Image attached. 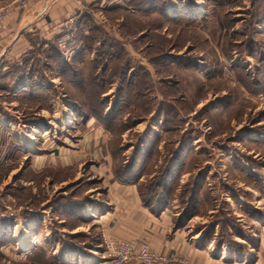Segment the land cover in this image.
<instances>
[{"label": "rangeland", "instance_id": "rangeland-1", "mask_svg": "<svg viewBox=\"0 0 264 264\" xmlns=\"http://www.w3.org/2000/svg\"><path fill=\"white\" fill-rule=\"evenodd\" d=\"M11 1L0 0V10ZM130 1L117 0L116 3L121 7L114 11L98 9V5L94 8L90 20L105 31L93 29L91 33L89 25H86L84 30L64 32L62 35L68 34L72 41L77 42L70 47L68 43H59L56 37L38 41L40 43L33 47L31 53L20 61L7 62L4 68L14 71L16 65L25 67L24 70L31 75L32 87L23 89L8 79L9 90L0 89V264H65V258L72 252H69L68 243L85 244L89 242L88 237L100 240L99 246L103 249L99 255L102 258L100 261L107 259L101 236L105 228L100 223L91 224L86 217L81 219L79 215L83 214L85 208L88 211L94 208L96 204L91 200L97 193L102 195L95 188L99 187V171L104 168V163L109 164V159H99V154L94 155V152L83 154L82 157L75 153L74 162L64 168L50 166L37 170L45 164V160L39 159L37 155L43 154L45 159L52 152L59 155L61 152L72 153L75 149L78 151L82 142L80 139L83 135L88 136L86 132L91 135L95 132L100 138L108 136L106 145L102 146L104 152L108 153L107 157L112 158L113 136L100 125L96 129L93 119L88 122L89 127H84L80 120L83 112L81 110L80 113L78 104L73 100L75 98L81 103L83 97L75 90L73 81L71 84L67 78V75H73V72L69 73L72 68L68 64L72 66V62H78L76 67L82 69L76 72H84L77 73L82 76L76 83L95 90L96 86L85 81L84 75L89 73L91 63L99 54L96 51L100 49L105 50L99 51L97 59L106 61V64L119 56L124 58L115 75H130L126 65L131 63L140 65L137 66V75H150L154 81L147 94L149 111L142 116V123L124 129L120 134L122 152L128 142L140 143L138 140H142V136L147 140L151 137L148 144L156 141L155 145L162 152L172 151L182 142L180 160L184 164L180 171L174 173L170 182L172 191H169L172 202L177 206L176 210L183 214L181 201L188 200L194 186L195 200L200 199L201 202L189 218H194L193 228L200 229L201 235L211 234L209 227L204 226L212 220H221L220 225L214 227L215 232L227 226L232 234L235 223H239L245 232L250 233L239 221L243 217L237 198L245 203L252 201L253 193L245 190V185L261 189L264 183V143L257 144V140L264 142V75L260 77L262 82L259 86L249 84L248 79H258L256 71L259 64L251 54L254 48L243 55L237 48L227 49V55L231 56L227 58L221 46L229 40L231 32L242 30L244 21L239 19L246 20L251 7L264 8V0L255 3L253 0H180L183 2L180 7L184 18L181 22H173L172 16L176 10L166 4L165 12L171 15L170 19L168 17L165 20L166 23L156 10L143 14ZM134 4L140 8L142 0ZM222 8L233 20V28L227 29L224 23L218 28L213 14L208 15L206 21L186 23L187 16H204L211 9ZM261 21L257 24L255 37L264 42V19ZM206 23H214V26ZM215 28H218L217 31L212 32ZM89 35L95 37L94 43L88 42L94 46L85 49L84 40ZM101 42L109 46L100 47ZM252 45L256 47L254 43ZM37 51L39 54L34 56ZM170 55L192 56L195 59L190 65L184 66L170 59ZM214 56L219 58L224 68L220 65L210 75L209 70L202 68ZM194 64H197V68L191 70L189 66ZM123 66L125 73L121 72ZM233 66L241 70L234 71ZM97 77L101 83L100 76ZM244 79L246 85H243ZM161 80L163 83H160ZM117 85V82L109 85L101 99L105 96L110 98ZM163 100L171 111L158 113L157 107ZM109 101L106 100V107L109 104L111 106ZM223 102H227V107L221 105ZM174 110L177 111L175 123H172L175 127L165 129L163 121L173 115L170 112L174 113ZM228 112H231L230 116ZM111 114L113 112L109 108L105 117ZM127 114V111H123L122 121ZM165 114L167 116L164 117ZM255 127L257 130L253 131ZM138 129L140 134L136 133ZM222 140L226 144L216 143ZM150 170L151 167L147 172ZM92 189L95 190L92 192ZM154 193L147 192L146 195L156 198L162 197L164 192ZM82 201L87 207H81ZM57 206H63L61 209L65 208L68 214L58 213ZM63 218L66 219L61 224ZM73 229L77 230L71 232ZM68 234L74 236L69 238ZM58 247L64 248L59 252L56 249ZM219 248H224L229 254L225 245L215 247L216 250Z\"/></svg>", "mask_w": 264, "mask_h": 264}, {"label": "crops", "instance_id": "crops-1", "mask_svg": "<svg viewBox=\"0 0 264 264\" xmlns=\"http://www.w3.org/2000/svg\"><path fill=\"white\" fill-rule=\"evenodd\" d=\"M26 1V7L23 10L11 12L0 25V65L3 66V69L7 67V62L20 61L34 46L40 43L38 41H48L56 37L59 43L61 41L63 44L68 43L71 36L62 35L65 32L63 30L65 22L72 17L76 20L73 26L74 30L77 31L79 27L84 30L83 27L87 24L86 19H82V17L86 5L95 0ZM116 1L99 0L98 9L117 10L121 5ZM113 94L110 98H106L104 95V98L107 101L111 100L109 102L112 103ZM109 108H111L110 104L106 107L104 115ZM136 131L139 133V129ZM101 132L106 134L104 131ZM88 133L86 132L87 137L83 135V140L80 139L82 142L77 148L78 151L75 149L72 153L61 152L59 155L52 152L45 159L43 154L37 155L40 157L39 159L45 160V164H42L37 169L38 171L50 166L64 168L74 162L75 153L82 157L83 154L89 155L94 152V155L99 154V159L100 157L109 159V164L104 163V168L101 172L99 171V187H96V190H91L92 192L94 190L101 192L102 195H97L99 194L97 193L91 200L96 204L94 208H91L90 211L86 208L83 210V215L88 222L91 224L100 223L105 228V232L114 237L136 240L137 243L145 244L150 249L184 258L187 260V264H264V183L261 185V189L245 185V190L253 193L252 201L249 200L248 203H245L237 198L241 209L240 215L243 217L239 221L250 231V233L245 232L246 236L237 237V240L245 243L248 251L242 257L235 258V254L229 257L230 254H227L224 248L216 250L212 240L207 243L201 240V230L193 228L194 218H183L181 211L176 210L177 206L172 200L165 202L159 197L152 201L143 199L135 180L122 182L114 178L113 160L107 157L108 153L104 152L102 146L106 145L108 136L100 138L95 135V132L93 135ZM141 138L142 140L139 139L140 143L138 144L128 142L125 145V151L122 152L124 167L133 168L138 159L143 156V150L151 137H147L148 140L143 139V136ZM179 159L182 157L180 156ZM143 179V175H140L138 180ZM64 220V218L61 219V224L65 222ZM76 230L73 229L71 232ZM45 238L48 239V237ZM88 239L89 242L92 241V244H80L83 247L82 250H72L71 254L65 258V264L72 262L75 264H109L108 260L100 261L102 258L99 255L103 252L99 246L100 240L94 237H88ZM59 248L61 247L56 249L60 252L64 247Z\"/></svg>", "mask_w": 264, "mask_h": 264}, {"label": "trees", "instance_id": "trees-1", "mask_svg": "<svg viewBox=\"0 0 264 264\" xmlns=\"http://www.w3.org/2000/svg\"><path fill=\"white\" fill-rule=\"evenodd\" d=\"M98 1L99 0H95V1L87 3V5H86L87 7H86L84 14H83V17H82V19L83 18L86 19V24L89 25L88 29L90 32L93 29H94V31H105L103 29V27L101 28L98 24H92V20H90V19H92L94 8L97 7V5H98ZM135 1H137V0H131L130 2L133 5V7H136L138 10L141 11V13L149 14L152 9H153L152 11L156 10L157 14L163 18L165 23H166L165 20H167L168 17H169V19L171 17V15H169L167 12H165L166 4H169L174 10H176V12H174V15L172 16L173 22H176V21L181 22L182 19L184 18V15H185L183 13L181 7H180V6H182V3H183L180 0H170L171 3L169 2V0H142V5L140 8L134 4ZM255 1H257V0H253L254 3H255ZM208 2H210V0H208ZM223 2H224V0H223ZM254 3H253V5H254ZM154 7H156V8H154ZM210 11H211L210 13L206 12V14L204 16H199V15H197V17L187 16V20H186L187 22L186 23H197L199 21H206L207 16L210 14H213L216 16V23L215 24L218 25V28L221 27V24H223V23L226 25L227 29H230L233 26V20L228 17V14H225V8L218 9V10L211 9ZM262 19H264V8L258 9L257 7L256 8L251 7L248 10V16H247L246 20L244 21V26H242V30L239 32L238 31L231 32L232 34H230V36H228L229 40H227V41L223 40L224 42L222 43V46H221L224 49L223 55L227 58L231 57V56L227 55V52H228L227 49L237 48V51H239V53L241 55H243L245 52H248V50L251 51L254 48L253 52L251 54L257 60V62L259 64L258 69L256 71V75H258V79L257 80L248 79L250 81V83L247 81L249 84H252L253 87H257L261 84L262 78H260V77H261V75H264V53L262 52V50H264V42L261 39H256V37H255L256 33H257V24L261 23ZM89 21H91V23ZM207 25H209V24H207ZM209 26H211V27L214 26V23L210 24ZM78 29L83 30L81 27H79ZM78 29H77V31H78ZM217 29L216 28L213 29L212 32L217 31ZM226 32L227 31L224 32L225 38L227 37L225 34ZM90 36L91 35H89V37L85 38L86 40H84L85 45H86L85 49H91L94 46L93 38H95V37L94 36L90 37ZM89 38H90V40L88 41ZM71 41H72V39L68 42V46H70V45L73 46L72 45L73 43H77L76 41H72V42ZM88 42H93V43L89 44ZM252 43H254V45H256V47H253ZM52 44L54 46H57L55 41H52ZM220 44L221 43H218V45H220ZM99 46L104 48V47H107L109 45L106 44L105 42H101V43H99ZM97 48L100 49L99 47H97ZM31 50L27 54L31 53ZM38 50L41 51L40 49H38ZM104 50L105 49H100V50L96 51V54L97 53L100 54V52H102ZM38 54H39L38 51L34 52V56H36ZM99 54L96 55L93 62L91 63L90 71H88L89 73L87 75H84L85 81H90L93 86H96L95 90H92L89 88H83L81 83L80 84L76 83L82 76V75H78V74L84 72V71L76 72L77 70L80 71V69H82V68L78 69V67H76L75 64L78 65V62H75V63L72 62V64H73L72 66L70 64H68V66L72 68V69H69V73L73 72V75H67V78L69 79L70 83H71V81H73V84L75 85L74 86L75 90L80 92L81 97H83V100L81 101V103H78V100L72 97L74 102L76 104H78V108H80V113H81V110L83 112V114H80L82 117V119H80V120H81L82 124L84 125V127L87 128V127H89L88 122L91 119H93L94 120L93 124L95 122L94 126L96 125V127H97L98 125H100L101 127H104L113 136V138H114L113 139V141H114L113 142V149H112V151H110V155H111L112 160H113L112 172H113L114 178H116L117 180L122 181V182H131L132 180H135L134 182H136L138 184L139 192L141 193L143 199H146V200L150 199L152 201L153 199H155L153 197L147 196L146 195L147 192L153 191V192H155L154 195L155 194H161L162 192H164L163 196L159 197V199L162 198L165 200V202H167V200H171L169 191H172V186H171L170 182L173 178V175L176 171H180V169L183 167V164H184V162H182V161L180 162V159H179V157L182 153V151H181L182 142H180L178 147H175L172 151L167 150V151H163V152L160 151L159 147H157L155 145L156 141L152 142V143L150 142L148 145L145 146V148L143 150V156H141L138 159L136 165L133 168H126L123 166V164H122L123 163V157H122V151L123 150L119 146L121 132L124 129H128L129 127H133L134 125H136L138 122H140L142 120V118H143L142 116L146 115V113H148L149 106H150V104H149L150 100H149L147 94L151 90L150 86L154 83V81H153V79H151L150 75H137V66H140V65L134 66V65H130L131 63L126 65V67L128 68V69H126L127 73L129 72L130 75H115L119 72V67L121 66V64H120L121 59H124V58L122 56L121 57L119 56V58L117 57V59L111 60L110 64H106L107 63L106 61H101L100 58L97 59ZM46 55H47V53H46ZM209 56H211V55H209ZM170 59H172L175 62L178 61L180 64H182L184 66H188L191 64V61H193L195 59V57H192V56L191 57H186V56L181 57L180 55L179 56L170 55ZM115 60H117V61H115ZM73 61H75V60L73 59ZM26 63H28V62H26ZM220 65H221V67L224 68V66L220 63L219 58L217 56L216 57L214 56V58L212 60H209L206 62V65L203 66L202 70H204V69L209 70L208 72H210L209 74L211 75L212 73H214V69L216 70V68L218 66H219L218 68H220ZM196 66H197V64H194L193 66H189V67H191L190 69L192 70L193 68H197ZM16 67H17V69L12 71V69H10V68H9L10 70L9 69H3V66L0 65V89L1 90H4V91L9 90V85H7L8 79L13 80L14 84H16V85L19 84L23 89L24 88H30L31 89V87H32V85L30 84V82H31L30 76L31 75H29V73L25 71L26 69L24 70L25 67L24 68L20 67V65H16ZM122 68H123V70L121 72L125 73V66H123ZM233 69H234V71H240L241 70V68L237 67V66H233ZM216 72H218V74H219V72L221 73V71H216ZM11 74H13V75H11ZM97 75L100 76V79L102 80L101 83L97 81L99 78V77H97ZM246 75L248 76V74H246ZM120 81H122V83H119ZM162 81L163 80H161L160 83H163ZM116 82L118 85H117V87L114 91V94L112 96V103H111V111L113 112V114H111L110 117H105L104 113H105V109H106V103H107L106 98L107 97L102 100L101 96L105 92H107L109 85H114V84H116ZM243 85H246V80H245V83H243ZM177 90L179 91L180 89H177ZM221 105L227 107V102H223ZM166 106L167 105H166L164 100L160 101L159 105L157 107V112L162 113L164 111H171ZM123 111H125V112L127 111V113H128L125 120L123 119L124 121L121 120V115H122ZM175 112H177V111L174 110V113L170 112L173 115H170L169 117H166L164 119L163 126L165 129L168 128V130H170L172 127H175L172 124V123H175L174 117H177ZM231 112H228V116H230ZM84 113H86V114H84ZM131 114H133V115H131ZM165 116H167V115L165 114L164 117ZM77 121L79 122V119H77ZM96 122H97V124H96ZM180 126L181 125H179L178 127H180ZM227 127H228V124H227ZM256 130L257 129L255 127L253 129V131H256ZM256 133H258V132H256ZM184 136H185V134H184ZM226 142H227V140H226ZM216 143L226 144L225 140L216 141ZM259 143L261 145H263L262 143H264V142L257 140L258 145H259ZM154 157H157V159L154 160ZM159 157H160V159H158ZM152 162H154V163L151 165ZM150 167H151L150 172H147ZM140 175H143V178H144L141 181L138 180ZM147 176H149V177H147ZM254 178H255V175H254L253 179ZM193 183H195L196 185L198 184L197 181H194ZM255 187H257V186H255ZM260 188H261V186H260ZM190 192H191V194L188 195V200L186 202L181 201V204H180L184 208L182 216L187 215V216H185L186 218H189V217L194 215V213H193V211L195 212L194 209L196 208L198 203L201 202L200 199L195 200L194 194L196 191L194 190V186H193L192 191H190ZM159 201L162 202V200H159ZM80 205L83 208L85 205V201H82ZM61 208L58 207V209H57L58 213L59 212L65 213V208H63V209H61ZM212 209H214V208H212ZM65 214H68V213H65ZM79 216H80L79 218H81V219H83V217H84L83 214H80ZM212 217H215V215H212ZM216 220H217V218H216ZM220 221L221 220H219V221H213L212 220L207 225H205L204 228H206L208 226L209 227L208 230L211 234L209 233L210 235H208V236L201 235V240H203L205 243L212 240L214 247H220L221 244L225 245L228 248V252L230 254L229 257L234 256L233 254H235V258L242 257V255L248 251V248L246 247L245 243H243L240 240H237V237L246 236L245 230L240 226L239 223L237 225L235 223V226H236L234 228L235 231L232 234L230 232V229H228L227 226L224 229H221V230L219 229L220 230V232L218 231L219 233L215 232L214 227L219 226L220 225L219 223H221ZM71 236H74V235L68 234L69 238ZM86 244H92V241L88 242ZM68 248L72 251V250H82L83 247H81L80 244L73 243L70 241L68 243Z\"/></svg>", "mask_w": 264, "mask_h": 264}, {"label": "built area", "instance_id": "built-area-1", "mask_svg": "<svg viewBox=\"0 0 264 264\" xmlns=\"http://www.w3.org/2000/svg\"><path fill=\"white\" fill-rule=\"evenodd\" d=\"M82 1V0H80ZM26 0H12L4 9L0 10V23L11 12L26 7ZM74 18H69L63 30H74ZM105 258L109 264H186L187 260L173 254H165L150 249L145 244H139L136 240L120 239L103 231L102 234Z\"/></svg>", "mask_w": 264, "mask_h": 264}, {"label": "flooded vegetation", "instance_id": "flooded-vegetation-1", "mask_svg": "<svg viewBox=\"0 0 264 264\" xmlns=\"http://www.w3.org/2000/svg\"><path fill=\"white\" fill-rule=\"evenodd\" d=\"M240 21H245V18H243V19H239Z\"/></svg>", "mask_w": 264, "mask_h": 264}]
</instances>
